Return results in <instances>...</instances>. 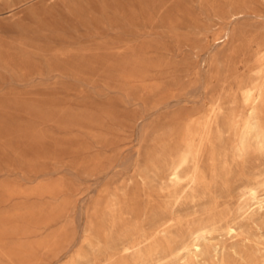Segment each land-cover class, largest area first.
Returning <instances> with one entry per match:
<instances>
[{"label":"rangeland","instance_id":"rangeland-1","mask_svg":"<svg viewBox=\"0 0 264 264\" xmlns=\"http://www.w3.org/2000/svg\"><path fill=\"white\" fill-rule=\"evenodd\" d=\"M263 71L264 0H0V264H264Z\"/></svg>","mask_w":264,"mask_h":264},{"label":"bare ground","instance_id":"bare-ground-1","mask_svg":"<svg viewBox=\"0 0 264 264\" xmlns=\"http://www.w3.org/2000/svg\"><path fill=\"white\" fill-rule=\"evenodd\" d=\"M229 36H230V31L224 30L223 34L219 37L213 38V41H218V40L224 41V40H227ZM260 51L261 50H258L257 52L259 53ZM243 103L245 107V112L243 113L244 116L241 117L240 115L236 113H232V115L229 117L230 126L239 129V133L237 136H238V142H239L238 147L240 150L246 149V147L249 144V141L252 138H254L255 125L252 122V117L255 114H258L261 108H264V76L263 78H261L260 81H250L243 87ZM214 119H215L214 111L213 109H209L204 118V122H203L204 128L209 129L210 125L214 122ZM195 136H199V134L196 131L192 130L191 128H188L186 131V136H185V146L187 150L183 154V156L175 164H173L170 168L171 180L176 183L182 180L181 170L183 166L188 162L191 154L194 151L193 140ZM247 190L249 191L247 193H249L251 198L255 200L254 210L256 212H261V213L264 212V198L260 197L256 188H249ZM203 231L204 229L203 230L201 229L198 231H194L189 235V242H190L189 245L191 246V250L195 255L202 253V247H201V243L199 242L198 236ZM226 231L227 233L231 234L235 232V229L231 226H228L226 228ZM213 246L215 250L219 248L218 244L216 243ZM183 249L184 248H179L178 252H181Z\"/></svg>","mask_w":264,"mask_h":264}]
</instances>
